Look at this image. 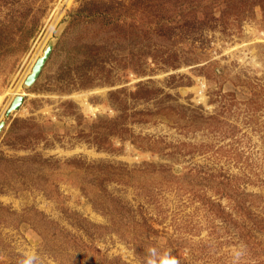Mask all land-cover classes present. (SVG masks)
Returning a JSON list of instances; mask_svg holds the SVG:
<instances>
[{"label":"rangeland","instance_id":"rangeland-1","mask_svg":"<svg viewBox=\"0 0 264 264\" xmlns=\"http://www.w3.org/2000/svg\"><path fill=\"white\" fill-rule=\"evenodd\" d=\"M153 259L264 264V0H0V264Z\"/></svg>","mask_w":264,"mask_h":264},{"label":"water","instance_id":"water-1","mask_svg":"<svg viewBox=\"0 0 264 264\" xmlns=\"http://www.w3.org/2000/svg\"><path fill=\"white\" fill-rule=\"evenodd\" d=\"M44 60H45V57H41L35 62L34 66H33L32 73L26 79L27 83H31L36 78V76L38 75V73H39V71H40V69H41V67L43 65ZM17 104H18V100L15 99L12 102V106L15 107Z\"/></svg>","mask_w":264,"mask_h":264},{"label":"clouds","instance_id":"clouds-1","mask_svg":"<svg viewBox=\"0 0 264 264\" xmlns=\"http://www.w3.org/2000/svg\"><path fill=\"white\" fill-rule=\"evenodd\" d=\"M150 251L154 252V250H150ZM26 264H31V262H26ZM150 264H156V260L153 259L152 261H150ZM163 264H175V262L173 260H165Z\"/></svg>","mask_w":264,"mask_h":264},{"label":"bare ground","instance_id":"bare-ground-1","mask_svg":"<svg viewBox=\"0 0 264 264\" xmlns=\"http://www.w3.org/2000/svg\"><path fill=\"white\" fill-rule=\"evenodd\" d=\"M68 1H69V0H67V2H68ZM57 15H58V14H57ZM14 87H15V86H14ZM17 88H18V86H16L15 89L13 90V92H12L13 94H16V92H17ZM84 102H85V101H84ZM93 108H94V107H93ZM90 109H91V108H90ZM94 109H95V108H94ZM94 109H92V110H94Z\"/></svg>","mask_w":264,"mask_h":264}]
</instances>
